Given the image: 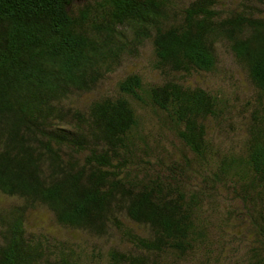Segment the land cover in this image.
I'll return each instance as SVG.
<instances>
[{
  "label": "trees",
  "instance_id": "obj_1",
  "mask_svg": "<svg viewBox=\"0 0 264 264\" xmlns=\"http://www.w3.org/2000/svg\"><path fill=\"white\" fill-rule=\"evenodd\" d=\"M0 197V264H264V0H0Z\"/></svg>",
  "mask_w": 264,
  "mask_h": 264
},
{
  "label": "rangeland",
  "instance_id": "obj_2",
  "mask_svg": "<svg viewBox=\"0 0 264 264\" xmlns=\"http://www.w3.org/2000/svg\"><path fill=\"white\" fill-rule=\"evenodd\" d=\"M225 60H226V56H224V55H219V58L217 59V63H216V65L218 66V65H222L223 64V62H225ZM1 198V197H0ZM3 203H5V202H3ZM37 213L40 215V216H42V218H40L38 215H37ZM37 213L35 214L36 215V217L34 216V215H31L30 216V219H31V221L32 222H34L35 224H31V225H33L34 226V228H39L38 226H40V224L43 226V227H45L46 228V230L49 232V233H56L57 235H59L60 234V230H58L57 229V227H55L54 225H52L51 223H48L47 224V222L45 221V219H43V217H45V212L44 211H42V210H37ZM70 232H72V233H70ZM66 234H69L71 237H76V235L78 234V232H73V231H66ZM80 234V233H79ZM80 235H82V234H80ZM80 235H78L77 236V238L80 236ZM85 235V234H84ZM82 236V237H85V236Z\"/></svg>",
  "mask_w": 264,
  "mask_h": 264
}]
</instances>
